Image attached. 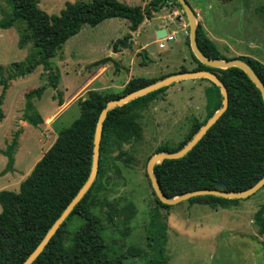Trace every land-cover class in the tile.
I'll use <instances>...</instances> for the list:
<instances>
[{"label":"trees","instance_id":"obj_1","mask_svg":"<svg viewBox=\"0 0 264 264\" xmlns=\"http://www.w3.org/2000/svg\"><path fill=\"white\" fill-rule=\"evenodd\" d=\"M10 5L9 16L0 20L2 28H8L15 22L24 23V31L19 35L17 44L22 48L31 42L32 50L26 60L12 63L14 71L0 76V104L9 81L23 76L42 64L50 73L48 85L53 88L58 82V73L52 72L51 58L67 39L77 34L84 24L95 26L106 18H123L128 21L129 30H135L145 18L152 17L169 1L181 10L177 0H149L143 6L130 5L121 0H74L68 1L58 14L47 13L39 7V0H5ZM264 18V4L256 9ZM183 12V11H182ZM184 14V12H183ZM118 38L113 42L115 52ZM186 42L192 70L207 69L214 72L227 89L228 105L225 111L206 130L202 137L183 156L166 158L153 166V173L162 192L168 197L199 188L220 190H242L252 186L264 175V102L259 89L246 73L236 67H209L201 63L192 53L189 37ZM196 43L199 50L208 57L226 58L215 42L207 35L202 25H196ZM246 61L257 74L264 86V63L249 55L235 56ZM104 57L94 63H104ZM188 71L180 67L178 72ZM173 74V73H172ZM156 78L131 77L119 92L101 93L97 89L86 90L84 98H77L79 114L72 122L59 130L51 145L32 165L29 172L19 181L16 189H0V264H21L42 239L46 231L60 215L69 201L87 179L92 161L93 137L100 110L112 98H117L148 85ZM205 87V117L195 120L186 137L176 146L162 145L158 151H174L182 147L198 128L217 110L222 101L219 87L211 80ZM167 85L140 95L122 105L107 111L102 123L98 151V169L90 187L74 205L57 230L46 243L42 251L30 264H125L122 257L108 254L103 235L105 224L92 211L93 205L103 206L95 197L100 180L105 171V163L114 146L120 153V145L137 138L141 126L138 121L139 110L155 99L157 93ZM45 85L25 92L27 100L24 110L25 120L37 126L42 117L33 108L30 99L38 97ZM59 100V104H61ZM0 109V118L2 117ZM15 132L11 143L0 149L7 157L0 174L11 171L16 145ZM264 189V184L260 187ZM153 191V190H152ZM154 193V191H153ZM155 194V193H154ZM156 203L167 208L156 197ZM241 198H224L214 195L190 197L189 202L225 207L229 201ZM108 204L107 199H103ZM115 212L123 214L128 221L134 214L132 203L124 204ZM76 216L81 220L71 227L70 221ZM254 219L259 232H264V202L255 211ZM113 222V216L106 217ZM166 223L158 214L155 206L150 213L146 227L145 247H132V255L140 256L149 251L141 264H165Z\"/></svg>","mask_w":264,"mask_h":264},{"label":"rangeland","instance_id":"obj_2","mask_svg":"<svg viewBox=\"0 0 264 264\" xmlns=\"http://www.w3.org/2000/svg\"><path fill=\"white\" fill-rule=\"evenodd\" d=\"M68 1L74 0H39V7L47 13L58 14ZM148 1L130 0L129 4L143 6ZM187 2L193 6L197 22L206 25L220 39L216 43L224 56L249 55L264 63V18L256 10L264 4V0ZM167 5L154 12L152 17L143 19L135 30H129L128 21L118 17L106 18L95 26L84 24L51 58L52 72L58 73L55 88L48 85L51 72L44 69L42 64L9 81L0 104L3 115L0 118V149H5L15 132L17 134L12 170L0 174V184L4 181L3 187L16 189L24 177L22 175L51 145L57 130L68 126L78 116L76 101L86 96V91L83 95L70 94L85 83L90 72L100 64H109L106 75L96 73L92 78L89 75L91 80L84 88L97 89L102 94L121 91L127 82L125 66L128 67L130 63H133L134 77L156 78L166 72H170L169 75L177 73L182 66L189 70L193 68L186 42L189 34L186 16L174 2ZM173 10L176 14L172 13ZM10 11V5L0 0V20L8 17ZM156 16L158 20L151 19ZM181 22H185V25ZM160 24L167 25L175 32L174 39L164 41V48H159L158 43L152 41L153 28ZM23 31L24 23L19 21L8 28L0 26V76L12 73V63L26 60L32 50L31 42L22 48L17 44ZM118 38L123 41L117 43L116 49L137 40L148 42L149 52L154 49L161 52L156 58L150 53V59L147 60L143 50L134 55V50L128 51V47L118 60L106 58L104 63L95 64V61L105 57L108 47L113 51V42ZM198 78L196 82L184 78L167 84L155 99L139 110L137 119L141 126L140 135L122 143V153L114 146L109 150L100 187L94 192L103 206L93 205L92 211L105 224L102 233L108 254L122 257L125 264H141L148 256L147 249L140 256H133L131 250L132 247H145L146 227L155 206L167 225L165 253L168 260L165 264H264V232H259V225L254 219L255 211L264 202L263 188L246 198L229 201L225 207H212L187 199L170 204L167 208L156 203L146 174L147 160L159 146L178 145L186 137L193 122L204 119V89L210 83ZM40 85H45L44 90L39 98L32 97L30 102L36 112L48 115L45 120L42 119V123L33 126L24 117L27 102L24 94ZM59 100L65 101L67 105L58 107ZM36 133L40 136L39 140ZM6 160L7 157L0 153V171ZM103 199L109 203H104ZM126 203H132L134 207V214L128 221H124L123 214L114 211ZM109 214L113 216L112 223L106 220ZM80 222L74 216L70 221L71 227Z\"/></svg>","mask_w":264,"mask_h":264},{"label":"water","instance_id":"obj_3","mask_svg":"<svg viewBox=\"0 0 264 264\" xmlns=\"http://www.w3.org/2000/svg\"><path fill=\"white\" fill-rule=\"evenodd\" d=\"M180 4L184 15L186 16L188 27H189V45L193 55L204 65L214 68H226L229 66H236L242 69L248 78L255 84V86L259 89L260 94L262 96V100L264 102V86L254 72L252 67L244 60L233 57L230 59L226 58H212L205 56L198 48L196 43V25L197 19L195 17V12L187 2V0H177ZM166 29L164 27H160L155 31V37L162 38L166 35ZM204 77L212 82H214L220 90L222 101L220 107L214 111V113L206 119V121L198 128V130L192 135V137L179 149L174 151H158L152 154L146 163V174L150 180V184L152 189L158 198L164 204L170 205L175 204L179 201L186 200L190 197L199 196V195H214L220 196L224 198H246L249 195L253 194L264 184V175L256 181L252 186L242 189V190H220L215 188H199L185 191L179 195H175L173 197H168L165 195L159 187V184L156 181V178L153 173V166L156 163L161 162L166 158H178L183 156L188 150L192 148V146L202 137V135L206 132V130L216 121V119L225 111L228 105V94L227 89L223 82L219 79V77L212 71L207 69H196V70H188V71H180L177 73H173L167 75L161 79H158L148 85H145L141 88H138L132 92H129L125 95H122L117 98L109 99L105 105L100 110L98 115V119L95 125L94 137H93V148H92V161L89 175L82 186L79 188L74 197L69 201L60 215L55 219L49 229L46 231L42 239L35 246V248L31 251V253L25 258V260L21 264H30L35 257L42 251L46 243L49 241L51 236L57 230L59 225L74 207V205L80 200V198L84 195L87 189L90 187L91 183L95 179L97 169H98V151H99V142L102 130V123L107 114V111L112 109L115 106L122 105L140 95H143L149 91L155 90L161 86L167 85L171 82L178 81L184 78H198Z\"/></svg>","mask_w":264,"mask_h":264},{"label":"crops","instance_id":"obj_4","mask_svg":"<svg viewBox=\"0 0 264 264\" xmlns=\"http://www.w3.org/2000/svg\"><path fill=\"white\" fill-rule=\"evenodd\" d=\"M123 1H125L126 3L128 2V4H129V2H130V0H123ZM189 3V2H188ZM190 4V3H189ZM191 5V4H190ZM166 7L168 6V5H165ZM164 7V6H163ZM193 7V6H192ZM193 10H194V8H192ZM154 18H156V20H158L157 19V16L156 17H153V18H151V19H154ZM150 19V20H151ZM180 19L182 20V17H180ZM105 20V19H104ZM104 20H102V21H104ZM101 21V22H102ZM199 22V21H198ZM181 24L184 26L185 25V22H181ZM200 24H202V23H200ZM139 27V26H138ZM160 27H164L165 29H166V32L167 31H169V33L170 32H172V30H170L169 28H168V26L167 25H165V24H160V25H157L155 28H153V35H154V39L152 40L153 42H157V38L155 37V31L158 29V28H160ZM202 27L205 29V31H206V33H207V35L215 42V44L217 45V41H220V39L219 38H217L216 37V35H214V34H212V32L210 31V29L206 26V25H203L202 24ZM138 29V28H137ZM131 32V31H130ZM132 33V32H131ZM134 38V37H133ZM130 40H132V38L130 39ZM134 43H131V42H129V44L127 43V45H125V47L124 48H121V49H116V51L115 52H113V51H110V48L108 47L107 48V51H106V53H105V57H110L109 55H111V59L112 60H118L119 59V55L121 54V53H123L125 50H126V48H128L127 50L128 51H130V50H134V55H136V53L139 51V50H143L144 51V54H145V56H146V58H147V60H149L150 58H149V55H150V53H151V55H155V58H156V55H158L161 51H159L158 49H154V50H152V51H148L147 50V47H148V42H139V41H137V40H135V41H133ZM137 45V46H136ZM139 45V46H138ZM218 46V45H217ZM159 47V46H158ZM165 47V45L163 46V47H159V48H164ZM241 55V54H240ZM158 57V56H157ZM134 59V58H133ZM190 61V63H192V65H193V67L195 66V63L194 62H192L191 61V59L189 60ZM133 62V61H132ZM78 64V63H77ZM110 68V66H109V64L108 63H104V64H100L99 66H98V68H96V69H94V70H92L91 72H90V74L89 75H91V78L96 74V73H101V76H103V75H106V72L108 71V69ZM120 68V67H119ZM125 68L127 69V76H125V80H128V79H130L131 77H134L133 76V71H135L134 70V67H133V63L131 64L130 63V65H128V67H126L125 66ZM75 69V68H74ZM122 69V68H121ZM76 70V69H75ZM74 70V71H75ZM120 70V69H119ZM189 70V69H188ZM190 70H192V68L190 69ZM81 74H82V72L80 71V70H78ZM77 72V71H76ZM169 73L170 72H166L165 74H163V75H165V76H167V75H169ZM88 75V76H89ZM87 76V79H86V81H85V83L83 82L82 84H80V86L74 91V92H72L70 95H75V96H77L78 94H84L85 93V91H86V89L84 88L86 85H87V82H89L90 80H91V78H89ZM158 77H160V76H158ZM99 80V79H98ZM191 80H192V82H196L197 80L199 81V78H191ZM200 81H202V82H208L207 80H200ZM74 96V97H75ZM85 96V95H84ZM84 96L82 97V98H84ZM73 97V96H72ZM65 105H67V104H65V101H62L61 102V104L60 105H58V107H64ZM72 105H74V103H72ZM63 110V109H62ZM60 113V112H59ZM40 115H41V117H42V119L43 120H45L46 119V116L48 115L47 113H44V112H42V113H39ZM57 118V117H56ZM55 118V119H56ZM27 124V123H26ZM54 130V129H53ZM37 134V133H36ZM38 135V134H37ZM40 136L38 135V140L40 139L39 138ZM36 162V161H35ZM34 162V163H35ZM32 167V166H31ZM30 167V168H31ZM30 168H29V170H30ZM29 170L27 171V172H25L22 176H25L28 172H29ZM4 182V181H3ZM1 183L0 184V189H2V188H7V187H3V185H4V183Z\"/></svg>","mask_w":264,"mask_h":264},{"label":"built area","instance_id":"obj_5","mask_svg":"<svg viewBox=\"0 0 264 264\" xmlns=\"http://www.w3.org/2000/svg\"><path fill=\"white\" fill-rule=\"evenodd\" d=\"M172 2L169 1L168 4H171ZM172 13L176 14V11L173 10ZM175 38V32L172 31L169 33V31H167L166 35L163 36L162 38H158L157 39V43L159 47H163L165 45L164 41L170 40V39H174Z\"/></svg>","mask_w":264,"mask_h":264}]
</instances>
